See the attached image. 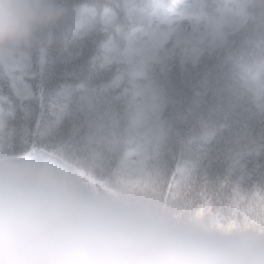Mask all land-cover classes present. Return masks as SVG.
<instances>
[{
  "label": "snow or ice",
  "instance_id": "6c2138e0",
  "mask_svg": "<svg viewBox=\"0 0 264 264\" xmlns=\"http://www.w3.org/2000/svg\"><path fill=\"white\" fill-rule=\"evenodd\" d=\"M61 2L63 18L0 64V150L264 234V0ZM86 49L90 74L70 81Z\"/></svg>",
  "mask_w": 264,
  "mask_h": 264
},
{
  "label": "clouds",
  "instance_id": "9594fccd",
  "mask_svg": "<svg viewBox=\"0 0 264 264\" xmlns=\"http://www.w3.org/2000/svg\"><path fill=\"white\" fill-rule=\"evenodd\" d=\"M65 12L61 0H0V64ZM0 264H264V234L92 183L46 152L4 148Z\"/></svg>",
  "mask_w": 264,
  "mask_h": 264
},
{
  "label": "trees",
  "instance_id": "16d2710c",
  "mask_svg": "<svg viewBox=\"0 0 264 264\" xmlns=\"http://www.w3.org/2000/svg\"><path fill=\"white\" fill-rule=\"evenodd\" d=\"M81 2H82V0H81ZM167 2L170 3L171 0H167ZM89 55H91V51L86 49L84 57L72 59L66 63V65H65L66 75L70 81L76 80L78 78H85L90 74L89 66L87 64V58ZM102 75L106 77L108 74L105 73ZM188 92L190 94L191 90H188ZM47 118L48 117H46V119ZM214 119H215V117H214ZM28 130H29V135L38 140V137H36L35 123H31L28 126ZM22 140H23V131H22V126H21L20 134L17 136V140H16L17 145H20L22 143ZM94 176L98 181L107 178L106 176H102L99 172L94 173ZM199 207H200L199 204L196 205L197 210L199 209ZM205 211L215 212V211H217V206L215 204H213L211 208L205 209Z\"/></svg>",
  "mask_w": 264,
  "mask_h": 264
}]
</instances>
